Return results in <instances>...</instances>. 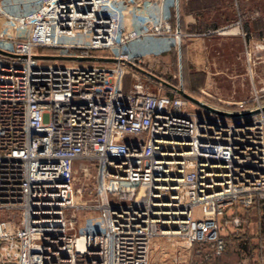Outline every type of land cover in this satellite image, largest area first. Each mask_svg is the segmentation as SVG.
Returning <instances> with one entry per match:
<instances>
[{
  "label": "built area",
  "instance_id": "built-area-1",
  "mask_svg": "<svg viewBox=\"0 0 264 264\" xmlns=\"http://www.w3.org/2000/svg\"><path fill=\"white\" fill-rule=\"evenodd\" d=\"M174 5L0 0V264H148L157 235L219 254L225 209L264 201V92L232 101L255 113L200 116L136 75L133 66L162 52L145 42L179 43ZM79 159L92 168L87 203L73 185ZM84 205L97 219L77 226Z\"/></svg>",
  "mask_w": 264,
  "mask_h": 264
},
{
  "label": "rangeland",
  "instance_id": "rangeland-1",
  "mask_svg": "<svg viewBox=\"0 0 264 264\" xmlns=\"http://www.w3.org/2000/svg\"><path fill=\"white\" fill-rule=\"evenodd\" d=\"M173 24V18L170 17L169 19V25L171 26ZM196 31V30H195ZM220 30H213L210 33H207L205 29H199L198 31L194 33H203V34H194V35H182L178 46L180 49V69L182 72L183 79L180 78V71L177 63V47L176 43L174 44L172 40L169 42L172 44L169 46L167 51H165L162 47L163 42L165 40L161 39H151L148 42L144 43V46H149L151 49H155L157 52L155 54H149L144 57L139 63L138 67L154 74L155 76L159 77L163 81L177 86L180 82V85H182V80H185V85L183 90L184 92L190 94L191 96L202 100L206 102L209 105H216L219 107L223 106H229L232 105V101L239 100L241 98H244L248 96L252 89H257V93H262L264 90H260L259 88L264 85V41L263 42H257L256 47L250 54H246L247 52L244 50L245 48L242 46V44L239 46L236 42L233 41H218L220 40V37L222 38L223 35L219 34ZM190 37H198V43L200 46V43L203 41L206 47V53H202L201 51L198 52V58L203 57H210L211 60L214 62H219V60L224 59V57H231L230 55H236L240 56L239 58L242 60V63H238V60L236 59L235 64H237L236 71L240 73V75H229L228 78L231 77L240 78L242 82V90L237 92L240 93V96H234V97H226L223 96V93L228 92H222L223 90L218 89L217 87L223 86L224 82L221 85L220 79L216 82L219 84L216 89L215 88H204L203 87V78H204V72L201 69V65L199 67L194 66L191 61L188 58L187 52H186V45L188 44V40ZM189 38V39H188ZM239 47H241V51L239 50ZM248 48V47H247ZM224 49V51H223ZM36 51H42L50 52L48 49H36ZM93 53H98V51H95ZM209 58V59H210ZM204 60V58H202ZM63 62V61H62ZM65 62V61H64ZM81 63V62H80ZM136 75L142 82V85L145 90L151 91V92H158V93H166L168 95L176 94L173 92L169 87L166 85L159 83L145 75H143L140 72H136ZM192 78H191V77ZM223 76V75H222ZM232 79V78H231ZM228 80V79H226ZM132 81V76L129 73L123 74L121 78V88L123 90H126L129 87V83ZM226 86V85H225ZM255 87V88H254ZM182 88V86H181ZM228 88L227 86L225 87ZM183 89V88H182ZM225 89V90H226ZM227 91V90H226ZM262 100H264V97H262ZM188 101V100H187ZM187 107L191 108V110L196 111L200 116H206L208 115V111L195 105L194 103L188 101ZM215 107V106H214ZM218 108V107H217ZM227 111H240L236 110L234 107L225 108ZM228 118H231L228 116ZM83 165H87L86 168H83ZM91 176H92V168L87 163L86 160H76L74 161L73 166V185L76 187H80L79 191V200L81 202L87 203L92 199L91 193L89 192V186L91 183ZM88 187V188H87ZM236 207V208H235ZM227 212H237L240 214H247V216L250 215V217H253V224L248 225L247 230H249V227L251 230H256L258 237L255 238V244H259V242L264 243V201L257 200L255 203L247 206V207H240V206H233L225 209ZM74 224L77 226H83L82 224L86 222V220L89 219V217L93 220L97 219V212L93 210L91 207H88L86 205L82 207H77L74 210ZM224 214V213H223ZM239 223V222H238ZM234 227H243V230L246 229L245 225L242 224V226H235V225H228L226 227V233L228 234V241L226 239V243H231V245H234V247H241L242 250L241 254L248 255L250 253V245L254 243V241H248L246 237H234V234H238L239 231H233L232 228ZM225 229V228H224ZM244 234V231H243ZM237 238V241H234V239ZM183 242H185L184 239L169 236V235H157L154 236L151 240L149 245V251L147 250V262L148 264H163L164 259L168 256L167 254V247L172 245H178V248L173 252L175 259L174 264H184L185 259V249ZM225 242V241H224ZM235 244H238L237 246ZM157 250L154 253V248ZM191 247V245L189 246ZM258 250L255 251V255H260L261 248H257ZM195 250V248L193 249ZM191 252V251H190ZM189 252V253H190ZM251 256V255H250ZM189 258V257H188ZM244 261H242L243 264ZM247 263V260H245V264ZM188 264V261H187ZM197 264V262H195ZM257 264V263H256Z\"/></svg>",
  "mask_w": 264,
  "mask_h": 264
},
{
  "label": "crops",
  "instance_id": "crops-1",
  "mask_svg": "<svg viewBox=\"0 0 264 264\" xmlns=\"http://www.w3.org/2000/svg\"><path fill=\"white\" fill-rule=\"evenodd\" d=\"M175 12L177 13V19H175ZM170 17L173 18L171 27L178 28L184 35L203 34L194 33L202 28L205 29L207 33L216 29L220 30L219 34L223 35V37H220V40H218L219 42L233 41L239 46L242 44L247 55L254 50L257 42L264 41V0H175L174 7L170 9ZM198 41V37H190L186 45V52L189 60L194 66L199 67V65H201V69L204 72L203 87L216 89L219 85L216 80L218 81L220 79L221 85L224 82L226 83L217 88L223 90L222 92H228L223 93V96L228 98L240 96V93L237 92L242 90L241 77L235 78L236 75H240V73L236 71L237 64H235L237 63V59L238 63L241 65L242 60L239 58L240 56L230 55L231 57H229L228 55L224 57V59L219 60V62H214L210 57L207 58L202 55V58H204V60H202L201 57L198 58V52L201 51L202 53H206V47L203 41L199 46ZM238 51H241V47H239ZM233 74L235 76L229 79L228 76ZM225 85L228 87L227 89ZM263 88L264 85L259 89L263 90ZM212 106L221 108L216 105ZM256 201L257 199L255 198L252 204ZM223 213L224 214L218 218V235L221 236L223 242L225 241L221 254L217 259L207 261L208 249L211 244H207V246L204 245L202 254L198 255L195 253V250H193L191 255L192 264H195V262H197V264H242V261H244L243 264H245V260H247L246 264H264V243L261 244V242H259V244L256 245L255 238L256 236L258 237L257 231L251 230L250 227L249 230H247L248 225L253 224L254 218L250 217V215L247 216V214H240V212H232L231 210L230 212L225 210ZM233 216H237L239 220V223L235 226H242L243 224L246 227L245 230H243V227L232 228L233 231H239L238 234H234L233 236L239 237L238 239H240V237H246L248 241H254V243L249 246L251 249L248 255L241 254V251L244 250L241 248L242 246L239 248L237 246L238 244H235L237 247H234L230 242L226 243V239L230 241L226 233V227H228V225H233L231 222ZM234 241H237V238H235ZM153 248V252L155 253L157 249L155 247ZM177 248L178 245L167 247L168 256L164 259L163 264H174L176 258L173 252ZM257 248H261L260 255L258 256L254 254L255 251L258 250ZM190 251L191 247L187 244L184 264H187L189 254L191 253Z\"/></svg>",
  "mask_w": 264,
  "mask_h": 264
},
{
  "label": "water",
  "instance_id": "water-1",
  "mask_svg": "<svg viewBox=\"0 0 264 264\" xmlns=\"http://www.w3.org/2000/svg\"><path fill=\"white\" fill-rule=\"evenodd\" d=\"M175 19H177V13L175 12ZM176 47H177V63L179 64V54H178V44H176ZM0 53H4V54H7L6 52L0 50ZM38 57L40 58H46V59H49V58H59V59H74V57L72 56H60V55H51V54H43V55H39ZM83 59H102V60H109L110 58H101V57H95V56H85V57H82ZM81 58V59H82ZM75 59H79V58H75ZM133 68L142 73L143 75L159 82V83H162L164 85H166L167 87H169L173 92H175L176 94H178L179 96H181L182 98L194 103L195 105L209 111V112H212V113H215V114H219V115H225V116H243V115H249V114H252V113H255L258 111L257 108H253V109H250V110H246V111H238V112H234V111H227V110H224V109H220V108H217V107H214V106H211L209 104H207L206 102L202 101V100H199L193 96H191L190 94L186 93L183 91V89L181 88V85H180V82L178 83L177 86H174V85H171L165 81H163L162 79H160L159 77L155 76L154 74L138 67V66H133ZM262 109H264V104L261 106Z\"/></svg>",
  "mask_w": 264,
  "mask_h": 264
},
{
  "label": "trees",
  "instance_id": "trees-1",
  "mask_svg": "<svg viewBox=\"0 0 264 264\" xmlns=\"http://www.w3.org/2000/svg\"><path fill=\"white\" fill-rule=\"evenodd\" d=\"M178 54H179V56H180V49H179V46H178ZM178 67H179V71H180V78H182L183 79V76H182V72H181V69H180V59H179V64H178ZM191 77V76H190ZM192 78V77H191ZM182 82V88H183V90H185L184 88V86L185 85H183L184 83H185V80H182L181 81ZM163 94H166V93H163ZM229 107H235L234 105H229V106H223V108H229ZM207 244H211V243H207ZM207 244H191V253L189 254V258H188V264H192V257H191V255H192V253H193V249L194 248H198L199 250H198V255L199 254H202L203 253V247H204V245H206L207 246ZM209 247V246H208ZM211 248H212V245H210V248L208 249L209 251H208V256H207V261H211V260H213V259H217L218 257H219V255L221 254V252L219 253V254H213V252L211 251Z\"/></svg>",
  "mask_w": 264,
  "mask_h": 264
},
{
  "label": "bare ground",
  "instance_id": "bare-ground-1",
  "mask_svg": "<svg viewBox=\"0 0 264 264\" xmlns=\"http://www.w3.org/2000/svg\"><path fill=\"white\" fill-rule=\"evenodd\" d=\"M154 236H152L150 239H149V243H150V240L153 238ZM183 244H184V246L186 247L187 246V242L185 241V242H183ZM147 250L149 251V245H148V248H147Z\"/></svg>",
  "mask_w": 264,
  "mask_h": 264
}]
</instances>
